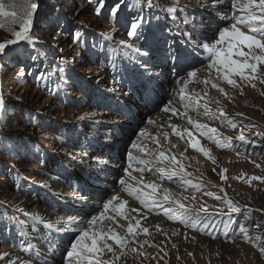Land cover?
<instances>
[{
  "label": "rangeland",
  "instance_id": "374dc122",
  "mask_svg": "<svg viewBox=\"0 0 264 264\" xmlns=\"http://www.w3.org/2000/svg\"><path fill=\"white\" fill-rule=\"evenodd\" d=\"M4 2L7 3L8 0H4ZM112 2L113 0H109V4ZM52 5L59 7L66 14L65 19L71 21L67 24L69 32L57 36L59 48L63 49L62 55L70 64L77 51V46L71 40V32L76 31L79 24L86 26V39L90 45L96 42L106 47L105 41L100 35L102 33L109 36L114 34L115 41L128 40L125 28L113 25L107 18H99L94 15L88 10L91 5H88L86 0L83 7L81 0H44V6ZM164 23L171 24L172 22L166 20ZM180 26L184 27L182 21ZM221 26L224 25L221 24ZM197 27L199 31L205 33L207 30L215 29L217 23L215 19L210 20L205 14L204 22L202 24L198 22ZM173 28L175 29V25ZM241 30L248 32L246 28ZM34 31L40 40L46 42L45 47L49 52V58L53 52L61 55L59 48H51V45L56 42L53 40L55 33L49 34L48 28L45 27L43 13H40ZM7 38H11L7 30H0V40ZM113 47H115L114 44ZM27 50L28 45L26 44H22L16 49L17 52L24 54L21 59L30 66L31 62L26 59ZM243 50L248 51L247 47ZM108 51L112 52V49H108ZM254 51L256 54H264L260 49H254ZM118 53L117 49L113 55H118ZM207 55L208 53H203L201 59ZM84 57V60L78 59L72 66V70L68 74L70 84L68 86L61 84L58 92H49L43 83L38 84L35 78L30 75L17 79L16 74L20 70V65L15 61H13L16 64L15 67L6 65L5 69L0 70V92L4 95L8 105L7 112L0 121V223L7 224L11 229L10 232L0 230V253L16 251L26 258H30L35 253L48 250V252H43L48 259H51L49 261H54V264H64L60 251H57L53 258L48 249V242H59L60 234L55 232V228L49 229L44 223L58 222V226L63 227L65 225L60 220L61 217L66 219L67 216L77 218L83 216L87 221L91 216H97L98 219L91 226V230H104L109 234L110 231H115L118 235L125 237L130 248L138 250V260L135 259L134 264H264V253L259 251L256 243L243 239L237 224L229 220L226 215L213 214L217 209L226 212L227 208L223 207L221 202L215 199V196L206 195L207 192H212L207 188L209 179L206 169L210 166L209 168L218 172L213 183L216 186L221 183L229 190L228 194L224 190L222 192L221 189L212 193L215 195L226 193L228 198L242 209V213L233 214L232 220L244 222L248 227V235L254 240L264 234V180L250 179L253 176L264 177V135H258L264 134V63L258 65L254 79L248 80L239 74H234L233 78L246 93L241 98L223 95L218 89L211 87L212 83H217L227 89L226 91H232L230 85L223 79L205 74L203 69L208 68L210 62L204 59L203 64L198 63L195 67L198 69L197 74L201 73L200 79L203 81L207 79L209 83L207 85L203 83L202 94L197 92L191 94L193 102L189 106L193 107L187 110L181 107L183 104L181 101L175 103L172 98L173 92H177L175 89L177 80L187 76L186 70L173 69L170 63L162 64L154 69L160 74L157 96L163 98L165 103L171 100V105L176 106V111L187 112L197 122L205 123L209 128L216 129L215 133H208L206 136L195 127L188 125L187 128L201 144L205 142V145L207 144L212 150L217 148L222 156L218 164H207L203 173L200 174L196 168L197 162L193 161L192 163L187 158L186 150L181 153L190 164V170L200 174L198 176L191 174V180L206 184V187L200 191H196L192 187L186 189L173 185L169 187L173 194L177 195L183 192L184 200L197 207L194 208L196 211L205 206L209 209V214L206 216L203 212H196L201 224L195 228L191 226L190 222L186 224L180 217V214L185 211L184 209L168 206L167 208L173 209L174 215L168 216L165 213L164 215H159V213L151 215L165 219L167 223L163 227L170 226L174 232L172 238H168V235L163 236L165 233L162 232L163 237L160 239L163 240L162 245L158 249H150L149 257L143 251L148 247L143 240L135 245L132 235L117 226L119 222H125V218L120 215L121 209L116 204L118 202L114 201L108 209H104L103 204L115 194L121 200L119 203L126 202L127 208L136 209L134 202L136 193L131 194V199L128 198L130 194L118 181L123 177L126 184H129L128 186H131L136 192L144 193L145 190L126 177L123 171L130 163L129 152L134 156V151H136L141 154L140 157L148 158L143 151L132 149L131 143L136 141L140 128L145 129V134L148 135L151 133V126H155L156 131H164L163 126L165 125L158 126L155 122L148 124L147 120L156 113L169 114V112L163 113L160 108H154L152 105L146 109L129 105L125 97L121 95V90L126 89L123 85L114 82L119 80V76L116 75L117 70L109 66L103 56L84 53ZM233 59L243 58L233 56ZM0 63L5 62L0 61ZM249 74L250 70L245 69L244 75L248 76ZM53 87L55 86L53 85ZM109 89H115V91L110 92ZM205 93L207 95H204ZM209 95L214 99V102L209 99ZM101 100L109 106H101ZM205 106L210 109V114L217 118L205 117L203 115ZM129 108H131L130 114L128 113ZM220 108H223L227 117L237 125L236 128L231 126L228 119L218 118L221 115ZM197 114L199 115L197 116ZM172 117L176 121L185 123L184 115H172ZM241 132L250 143L244 144L237 139ZM159 136L155 135L147 140L144 139L149 151L154 149H149V145L156 147L157 152L150 151L154 155L153 159L155 153L160 152L157 149L161 147V143L155 142L160 140ZM212 136L215 139L209 138ZM216 140H220L221 144H225V146L217 144ZM141 143L140 141L139 144ZM166 150L164 149V151ZM189 152L195 154L196 159L204 161V156L197 155L200 154L197 149H191L188 154ZM85 153H87L86 156ZM93 157L107 159L106 163L110 167H101V171H99L94 167L97 162L92 159ZM256 165H260V167ZM174 168L177 167L174 166ZM178 169L180 172L188 174L185 172L186 169L183 168L182 171L181 167ZM152 172L147 176L149 178L152 176L151 178L155 180L165 175L157 171ZM89 173H91V177ZM98 173L100 174L98 175ZM84 179L88 180V191L78 193L76 185L77 183L83 185ZM80 195L89 197L87 204L80 201ZM114 204L116 207H113L118 211L111 209ZM83 206L90 207L86 214H84L85 212L81 213L84 211ZM49 210L57 211L58 217L55 219L46 217L45 214ZM192 210L193 208H189L190 213ZM100 213H104V216L101 217ZM113 216L116 217V221L112 220ZM246 217L250 218L251 223ZM155 218L157 219V217ZM40 219L44 221L43 224L40 223ZM207 220H211V225L203 231L200 230ZM24 221L27 223L22 229L14 226L17 222ZM33 224L37 225L35 232L31 228ZM74 227L78 228L81 225ZM83 227H88V225L85 223ZM20 231H23V236L18 235ZM179 231L188 234L189 237L184 236L182 239L183 235L178 234ZM133 232L137 233L135 228ZM195 232H200L202 235L194 237ZM225 232H228L229 235L225 236ZM166 237L169 239V241L166 240L167 245L165 244ZM63 239L66 242L68 235L65 234ZM182 240L186 242H182ZM21 241L25 243L22 244ZM28 243L32 245L35 253L23 250ZM170 247L172 258L168 254ZM118 252L120 253V249ZM42 259L40 256L37 261ZM52 262L50 263L52 264ZM0 264H6V261H0Z\"/></svg>",
  "mask_w": 264,
  "mask_h": 264
},
{
  "label": "snow or ice",
  "instance_id": "6c2138e0",
  "mask_svg": "<svg viewBox=\"0 0 264 264\" xmlns=\"http://www.w3.org/2000/svg\"><path fill=\"white\" fill-rule=\"evenodd\" d=\"M84 3L85 0H81L82 7ZM86 3L91 5L88 10L97 17L107 18L113 25L125 28L128 40L115 41L114 34L109 36L102 33L100 35L103 37L106 47L96 42L90 45L86 39V26L79 24L77 30L71 32V40L77 46V51L73 55L70 64L66 57L62 55L63 49L59 48L57 36L69 32L67 24L71 21L65 19L66 14L59 7L56 5L46 7L44 6V0H8L7 3L0 0V30L6 29L11 37L0 40V61L5 62L0 63V70L5 69L6 65L15 67L16 64L13 63L15 61L20 65V70L16 74L17 79L30 75L35 78L38 84L43 83L49 92H58L61 84L64 86L70 84L68 74L78 59L84 60V53L103 56L107 64L117 70L116 75L119 76V80L114 82L123 85L126 89L121 90V95L125 97L129 105L145 109L152 105L154 108H160L163 112L187 116V112L180 113L172 109L170 107L171 100L165 103L163 98L157 96L160 74L154 71L155 68L170 63L173 69L186 70L189 80H177V83L186 85L197 74L198 69L195 65L198 63L203 64L204 59H207L210 62L208 68L215 69L218 79H223L228 85L237 86V80L233 78L234 74H239V76L248 80L254 79L258 65L264 63V54H256L254 51V49H260L261 52H264V0H183V3H181V0H113L111 4H109V0H86ZM40 13H43L45 27L48 28L49 34L55 33L53 40L56 42L51 45V48H59L61 55L53 52L51 58H49V52L45 47L46 42L40 40L34 31ZM205 14L208 15L210 20L215 19L217 27L202 33L198 30L197 24L198 22L201 24L204 22ZM166 20H170L172 23H164ZM181 21L184 27L180 26ZM221 24L224 26H221ZM173 25H175V29ZM242 28L248 29V32L242 31ZM22 44L28 45L26 59L31 62L30 66L21 59L24 54L16 51ZM113 44L115 47H113ZM245 47L248 49L247 52L243 50ZM108 49H112V52ZM117 49L119 50L118 55H113V52ZM205 52L208 55L201 59ZM233 56L243 59H233ZM245 69L250 70L248 76L244 75ZM203 83L207 85L209 81L205 79ZM211 87L225 93V89L217 83H212ZM109 91L114 92L115 89H109ZM204 95H207V93ZM183 99L185 97L181 95V100ZM100 103L101 106H109L103 100ZM184 108L187 110L189 104H185ZM7 109V102L2 92H0V121L4 118ZM128 113H131V108L128 109ZM220 114L218 118L228 119L233 128L237 127L224 113L223 108H220ZM203 115L209 119L217 118L210 114V109L207 106L204 108ZM187 120L190 125H193L197 130H201L206 136L208 133L216 132V129L209 128L205 123L193 121L190 116H187ZM147 123L152 124L154 120L149 118ZM170 127L175 130L177 126L170 125ZM185 132L192 139L191 146L194 149L198 148L207 156L209 149L199 147L200 141L193 138V134L189 129H184L183 132H177L176 134L183 137ZM145 133L146 130L140 128L137 138L144 136ZM164 135L167 137V133H164ZM209 138L215 139L214 136ZM237 139L244 144L250 143L246 140L243 132ZM155 142L159 144L158 140ZM216 143L222 147L225 146V144H221L220 140H216ZM131 148L143 151L145 156L148 157L136 160L139 171H152V168L148 166L154 163V159L157 162L156 171L163 173L167 170L163 166V158L165 157L163 151L156 153L153 159V153L136 141L131 143ZM84 155L86 156L87 153ZM92 159L96 162L100 161V157H93ZM128 159L130 163L128 167L123 169L126 175L129 173V168L132 167L131 161L135 159L131 152L128 153ZM171 161L179 163L175 156L171 157ZM256 166L260 167V165ZM180 167L182 171L183 166ZM178 175L179 173L174 168L168 179L171 180L173 176ZM89 176L91 177V173H89ZM95 178L98 179V177ZM180 178L184 179L183 176ZM250 179L264 180V177L253 176ZM118 182L124 186V190L129 194L135 192V198L140 201L141 205L148 208L156 205L155 200H152V204H149V200L154 197L157 189L155 183L145 185L151 191L141 193L128 186L123 177ZM184 183L192 184V181L185 180ZM193 186L199 188V185ZM76 190L78 193L87 192L88 180L84 179L83 185L77 183ZM167 191L165 190V192ZM221 191L223 192V189ZM206 195L215 196V199L227 208L226 212L217 209L213 214L228 216L229 220L238 225L243 239L256 243L259 251L264 253V234H261L259 239L254 240L253 237L248 235V227L244 222L232 220L233 214L242 213L241 207L228 198L226 193L215 195L212 192H207ZM79 199L83 204H87L89 197L80 195ZM163 199L169 204L178 205L180 209L185 210L180 214V217L186 224L190 222L194 228L201 224V221L195 218L179 200H171L168 195H164ZM114 201L119 203V197L115 194L103 204V208L108 209ZM125 204L126 202L119 203V208H124ZM164 211L165 215H174L172 208H165ZM130 212L136 213V216L123 212H120V215L128 220L127 233L131 234L134 240L136 235L133 232L134 227L145 234L148 233L149 229L140 226V219H146L141 214L140 209H130ZM197 212H203L207 216L209 209L202 206ZM99 215L103 217L104 213ZM97 219V216H91L87 221L73 216H67L66 219L61 217L60 220L65 225L63 227L58 226V222H49L47 227L49 229L55 228V232L60 234L61 237L59 242H48V249L51 251L53 258L57 251H60L64 264H112L111 261L101 258V253L106 251L119 259V255L114 251V244L119 245L120 254L122 255L128 241L115 231H110L109 234L104 230H91V226ZM246 219L251 223L250 218L246 217ZM112 220L116 221V217L113 216ZM26 223V221L17 222L14 226L22 229ZM40 223L43 224L44 221L40 219ZM85 223L88 227H83ZM75 225H81V227H74ZM210 225L211 220H207L200 230L203 231ZM225 227L227 228L228 225L226 224ZM31 228L35 232L37 225L33 224ZM0 230L4 232L11 231L7 224L2 223H0ZM65 234L68 235L66 242L63 239ZM224 234L225 236L229 235L228 232ZM18 235L23 236V231L18 232ZM109 241H113L114 244ZM21 243L24 244L25 242L21 241ZM23 250L35 253L30 243ZM132 251L137 252L138 250L133 248ZM42 255L44 254L35 253L30 258L24 259L9 252H3L0 253V261H6V264H37V258ZM41 264H50V261L45 256ZM52 264H54V261Z\"/></svg>",
  "mask_w": 264,
  "mask_h": 264
},
{
  "label": "bare ground",
  "instance_id": "6f19581e",
  "mask_svg": "<svg viewBox=\"0 0 264 264\" xmlns=\"http://www.w3.org/2000/svg\"><path fill=\"white\" fill-rule=\"evenodd\" d=\"M203 71H205V74L208 75V76H211V75L212 76H217V73H216L215 69L206 68L205 70L203 69ZM200 77H201V73H200V75L199 74H196V76L193 77L190 80V82L187 83L186 85L183 84V83H177V86L175 88L177 90V92L174 91L173 92V95H172V98H174L173 101H175V103H178L177 101H179V102L181 101L183 103V104H181V107L182 108H184V105L185 104L192 103L193 102V99L191 97V94L194 93V92H197L198 94H202L201 92L203 91V80L200 79ZM181 79H183V80H189V78L187 76H185V77H183ZM181 79H179V80H181ZM230 88L232 90L231 92L226 91L227 89L224 88L226 94L225 93H222V94L223 95H226V96H233V97L234 96H237V97H241V98L243 96H245V94H246L245 93V90L240 87V85L238 84V82H237V86H231L230 85ZM181 90H183V92H181ZM185 93H187V94H185ZM181 95H183L185 97V99L181 100ZM210 96L211 95H209V99L212 102H214V99L211 98ZM192 107H193L192 105L189 106V108H192ZM171 108L175 110L176 109V106L173 104V105H171ZM179 112L180 113H183V111H179ZM172 115H170V112H169V114H162V113L161 114H158V113H156V114L152 115L151 116V119L154 120V122L157 123L158 126H162V124L165 125V126H163L164 131H162V132L161 131H156V127L155 126H151L150 128H151V133L152 134L151 133H149V135L148 134H145L144 136H142L143 139L142 138H139V139L137 138L136 139V142L137 143H139L141 141L142 142L141 145L145 146L148 149V146L145 145L146 144L145 143L146 142L145 140H147V138H150V137L152 138V136L155 137V135H158L159 136V134H160V136H159V138H160L159 142L161 143V147L158 148L157 150L163 151L165 153V157L163 158V166H165L166 169H167L165 172H163L165 175H162L159 179H156V180L155 179H152L151 178L152 176H150V178L147 176L152 171H156V167H157V162L156 161H154V163L152 165H149L148 166V167H151L152 168V171H147V170H145L144 172L139 171L138 170V165L136 163V160H138V159H140L142 157H140L141 154L140 153H137L136 151H134V156H133L135 159L131 161L132 167L129 168L130 171L126 175V177H129L131 179V181H133V183L140 185L145 190L144 192L151 191V189L150 188H146L145 185L150 184V183H155L157 185V189H156V192H155L154 197L149 200V204H152V200H155L156 201V205L153 206L152 208H148V207H145L144 205H141L140 204V201L137 200V199H135V201L133 200L136 203V209H140L141 210V214L146 217V219H140V226H141V228L142 227H147L149 229L148 233L145 234L142 231H140L138 228H135L134 227L136 229V232L137 233H136V237H135V239L133 241H134V244L136 245V244L139 243V241H142L143 240L148 245L147 249H144L143 251H144L145 255H148L149 257H150V249H154V248L155 249H158V247L162 245V243H163L162 241L163 240L161 241L160 239L163 236L168 235V238H170V237L172 238L173 237L172 236V233L174 232L173 228H171L170 226L163 227L167 223L165 219H163L160 216H155V217H157V219L155 217H152L151 216L153 214L158 215L157 213H159V215H164V213H165L164 209L167 208L168 206H172V207L179 208L178 205L169 204L168 202L164 201V199H163L164 195H168L171 200H179L182 204H184L186 206L187 209L193 208L191 214L195 218H197V219L200 220V218L198 217V214H197L198 212L196 211V209H194V208H197V207L192 206V204L187 203L184 200V198H183V196H184L183 194L184 193L183 192H181V193H179L177 195L176 194H173V191H171V189H170L169 186L170 185L178 186V187L181 186L184 189L191 188L192 187L196 191H200L201 189H203V188L206 187V184H201L199 182H195V181L191 180L190 175L191 174H195V175L198 176V175L202 174L203 173V170H204V167L207 166V164L208 165H212V164H215L216 165V164H218V161L221 159V156H222L218 152V149L217 148H216V150L215 149L212 150L209 146H207V144L205 145V142L202 143V144L200 143L199 147H204V148L209 149V153H208L207 156L203 152L199 151L198 148H196L197 151L200 153V154H197V155L198 156H201V157H203V156L205 157L204 161H200L201 159H199V160L196 159V157H194L195 154H192L190 152L188 154V151H190L191 149H194L191 146L192 139L189 138V136L187 135L186 132L184 133L183 137L178 136L176 133L177 132H183L184 129H187L188 128V125L194 127L193 125H190L188 123L187 116H190V115L188 113H187V116L184 115V117H185V119H184L185 120V123L184 122L182 123V122L176 121L172 117ZM198 115L199 114H197V116ZM179 116H181V115H179ZM192 119H193V121H196L194 118H192ZM170 125H176L177 127H176L175 130H173L170 127ZM162 133L163 134L164 133H167V137L168 138L165 137V135L163 136ZM150 148H154V149H150ZM149 149H150V151L152 150L154 152H157L155 150L156 147H154V146L153 147H150V145H149ZM164 149H167V150L164 151ZM185 150H186V153H187V156H188L187 158L192 163H193V161H196L197 162V167L196 168H197V171L200 174L194 173L192 170H190V164L187 163V159H185L186 157L181 154ZM172 156H176V160L179 162L178 164L170 161V159H171ZM205 160H206V162H205ZM106 161H107V159H102L101 158L100 161L97 162L94 167L96 169H98L99 171H101V167L102 168L104 166H109L110 167V165H108L106 163ZM173 163H174V165H172ZM203 163H205V164H203ZM181 165L183 166L184 169H186L185 172L188 173V174H185V173L180 172V170L178 169V167H180ZM169 166L172 167V168H170ZM174 166L177 167V168H175V170L179 173V175L178 176H173V178L171 180H169L168 179V176L172 174V171L174 169ZM111 167H112V165H111ZM209 167L206 169L207 174H208V179H209V184H207V188L210 191H212V192L215 191V190H217V189H223L228 194V191L229 190H228V188L226 186H223L221 183H219V186H216L213 183V181L218 176V172L216 170H214L213 168H209ZM159 173H161V172H159ZM99 174L100 173H98V175ZM181 176H183V178H184L183 180H181V178H180ZM185 180H191L192 181V184L184 183ZM193 185H199V188L197 189ZM165 190H168V191L165 192ZM130 196H131V194L129 195V197L128 196L127 197L130 198ZM120 201L121 200L119 199V202ZM116 204L119 205V203H116ZM116 204H114V205L111 206V209L113 211H118L116 208L113 207ZM188 205H191V206H188ZM161 207H162V209H161ZM83 208H84L83 209L84 211H81V213H84L85 212L84 214H86L89 211V209H90V207H85V206H83ZM130 209H135V208H130V207L127 208L125 206L120 211L123 212V213H125V214L132 215V216L135 217L136 216V213L130 212ZM57 213H58L57 211L49 210L45 215H46V217L55 219V218L58 217ZM84 214H82V215H84ZM82 215H77V216H82ZM80 218L85 219L86 217H83L82 216ZM58 220H59V218H58ZM133 223H134V221H133ZM44 224L47 226L48 223L46 222ZM127 224H128V220L125 219V222H122V223L119 222L117 224V226L121 227L123 229V231H127ZM162 232L165 233V234L163 235ZM178 234L183 235L182 237L179 235V237H181L182 239H183L184 236L185 237H189L188 234L181 233V231H179ZM198 235L201 236L202 234L200 232H195V236L194 237H198ZM168 238L166 237V239H165V244L166 245H167L166 240ZM168 241H169V239H168ZM109 242L114 244L113 241H109ZM182 242H186V241L185 240H182ZM132 249H133V247H132ZM132 249L130 248V245H128V243H127V247L123 249V254L121 255L118 252L119 251V245H115L114 244V251L117 252V255H119L120 258L119 259H116L111 253H108L106 251L103 252V253H101V258L105 259L106 261H111L112 264H134L135 263L134 260L135 259L138 260V251L137 252H133ZM43 251L44 252H48V250H42L41 253H43V254H44ZM9 253L14 254V256H20L21 258L27 259L26 257H24V255H22V254H20V253H18L16 251H9ZM168 254L172 258L171 247L168 250ZM44 255L41 256L43 259L46 256V255L45 256ZM49 260H51V259H49ZM41 261H37V264H41ZM50 262H52V261H50Z\"/></svg>",
  "mask_w": 264,
  "mask_h": 264
}]
</instances>
